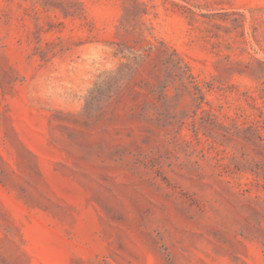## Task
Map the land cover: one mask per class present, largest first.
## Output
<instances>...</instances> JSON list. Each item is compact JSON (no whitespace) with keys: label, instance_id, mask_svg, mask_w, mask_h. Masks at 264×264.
<instances>
[{"label":"rangeland","instance_id":"374dc122","mask_svg":"<svg viewBox=\"0 0 264 264\" xmlns=\"http://www.w3.org/2000/svg\"><path fill=\"white\" fill-rule=\"evenodd\" d=\"M0 264H264V0H0Z\"/></svg>","mask_w":264,"mask_h":264}]
</instances>
